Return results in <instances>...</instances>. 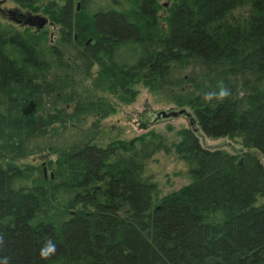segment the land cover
I'll use <instances>...</instances> for the list:
<instances>
[{"label": "trees", "instance_id": "trees-1", "mask_svg": "<svg viewBox=\"0 0 264 264\" xmlns=\"http://www.w3.org/2000/svg\"><path fill=\"white\" fill-rule=\"evenodd\" d=\"M13 1L59 30L51 46L46 27L0 20V256L264 264V0H175L163 19L158 0ZM86 74L100 91L77 79ZM139 81L189 107L205 136L241 138L242 150L204 147L191 127L179 129L175 151L190 180L156 198L145 171L170 152L166 138L116 139L102 122L116 108L106 93L131 103ZM220 82L231 95L206 103ZM36 156L47 157L52 178L19 164ZM49 238L57 254L45 261L38 250Z\"/></svg>", "mask_w": 264, "mask_h": 264}, {"label": "rangeland", "instance_id": "rangeland-1", "mask_svg": "<svg viewBox=\"0 0 264 264\" xmlns=\"http://www.w3.org/2000/svg\"><path fill=\"white\" fill-rule=\"evenodd\" d=\"M52 0H40L42 6L46 3L51 2ZM57 4H63V0H54ZM104 0H97L96 3L102 2ZM79 2V1H78ZM74 2V7H75ZM160 4L159 15L160 18L168 13L170 7L173 5L172 1L158 0ZM164 3H167L165 6ZM0 8L2 9H14L19 8L22 11H26L13 0H4L3 3H0ZM245 7L235 10L236 16L238 13L243 12ZM30 11V10H29ZM31 13L41 14L48 18V16L38 10L36 12L30 11ZM0 20L4 19L0 14ZM49 20V18H48ZM50 21V20H49ZM51 22V21H50ZM162 27L165 26L162 21ZM54 24H48L45 28L47 33V42L51 46H56L58 29ZM32 32L35 29H31ZM90 71L95 74L98 71V65H93L90 67ZM96 76L86 74V80L82 76H78V80H83L85 84L91 83L89 89L98 90L100 85L98 84L97 79H94ZM137 95L133 102L131 103H121L117 98L112 94L106 93V96L109 98H114L113 100L116 104L115 111L105 117L102 122L110 129L111 136L116 139L121 140H131L134 137L141 135L150 136V132L162 134L167 141V145L170 147V152L166 153L163 151L157 152L147 163L145 174L150 176L155 182L157 187V197L160 198L163 195H166L172 191H175L182 186L186 185L189 182V176L187 173V167L185 162L181 159L175 151V146L179 142L180 137L178 136L177 131L181 128H189L188 122L184 118H176L169 120H154L151 113H154L159 110H168L172 107H181L176 105L172 100H168L166 97L161 95L152 94L146 85L139 81L136 85ZM100 91V90H98ZM103 94V91H102ZM100 94V95H102ZM118 101V102H117ZM188 109L192 111L189 107ZM196 135L200 143L204 147L209 148H221L222 150L235 153V151L242 150L241 138L239 137H219L211 138L203 134V132L198 129L196 126ZM47 157L45 156H36L28 158L19 162V164H28L34 166H40L42 169V174L44 177L48 175L51 177L53 171L46 165ZM50 159H54V156H49ZM46 160V161H45ZM264 163V161H262ZM36 176L39 174V171H35ZM258 204H264V197L259 198L257 201Z\"/></svg>", "mask_w": 264, "mask_h": 264}, {"label": "water", "instance_id": "water-1", "mask_svg": "<svg viewBox=\"0 0 264 264\" xmlns=\"http://www.w3.org/2000/svg\"><path fill=\"white\" fill-rule=\"evenodd\" d=\"M166 1H175V0H166ZM4 0H0V3H3ZM166 6L167 3H164ZM0 14L2 17H6L9 21L17 24V25H27L30 27H33L35 31H40L44 27H46L48 24H52L48 20V18L41 14H34L30 11H22L19 8L14 9H2L0 8ZM153 116V119L156 120H169V119H176V118H184L188 125L196 131V117L193 114V111H190L188 107L181 106V107H172L168 110H159L154 113H151ZM238 164H242V158L238 161ZM53 175L51 174V178Z\"/></svg>", "mask_w": 264, "mask_h": 264}, {"label": "clouds", "instance_id": "clouds-1", "mask_svg": "<svg viewBox=\"0 0 264 264\" xmlns=\"http://www.w3.org/2000/svg\"><path fill=\"white\" fill-rule=\"evenodd\" d=\"M231 95L230 89L223 82H220L217 89L206 92L202 99L207 103L213 100L222 102ZM5 245V238L0 234V248ZM57 254V244L51 238L44 241L38 250V257L47 261L49 258ZM0 264H10V257L7 255L0 256Z\"/></svg>", "mask_w": 264, "mask_h": 264}, {"label": "flooded vegetation", "instance_id": "flooded-vegetation-1", "mask_svg": "<svg viewBox=\"0 0 264 264\" xmlns=\"http://www.w3.org/2000/svg\"><path fill=\"white\" fill-rule=\"evenodd\" d=\"M75 9H76V11H78V10L80 9V2L76 1V3H75ZM4 10H5V8H4ZM3 18H4V19H7L6 17H3ZM16 25H17V24H16ZM18 26H20V25H18ZM90 41H91V40L88 39V40L85 42V44L87 45Z\"/></svg>", "mask_w": 264, "mask_h": 264}]
</instances>
